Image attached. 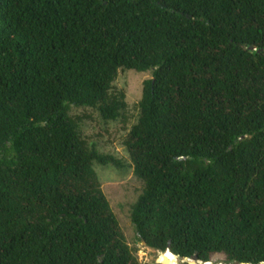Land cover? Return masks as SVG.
Masks as SVG:
<instances>
[{
	"label": "trees",
	"instance_id": "16d2710c",
	"mask_svg": "<svg viewBox=\"0 0 264 264\" xmlns=\"http://www.w3.org/2000/svg\"><path fill=\"white\" fill-rule=\"evenodd\" d=\"M121 71L153 73L124 142L138 237L264 264V0H0V264H140L94 170L127 165L71 116L122 120Z\"/></svg>",
	"mask_w": 264,
	"mask_h": 264
},
{
	"label": "rangeland",
	"instance_id": "374dc122",
	"mask_svg": "<svg viewBox=\"0 0 264 264\" xmlns=\"http://www.w3.org/2000/svg\"><path fill=\"white\" fill-rule=\"evenodd\" d=\"M153 79V73H138L135 71H121L114 85L116 92L126 95L127 111L124 118L118 122L105 123L99 113L92 109L72 108L71 116L87 115L90 119L83 126L82 134L98 150L123 160L127 167L117 171L111 167L94 166L103 191L117 216L127 242L140 264H189L179 258L161 255L158 251L145 245L136 233L131 220L132 207L144 190V183L134 173L129 154L125 147V140L138 123L140 117L139 103L143 97L144 83Z\"/></svg>",
	"mask_w": 264,
	"mask_h": 264
},
{
	"label": "water",
	"instance_id": "95a60500",
	"mask_svg": "<svg viewBox=\"0 0 264 264\" xmlns=\"http://www.w3.org/2000/svg\"><path fill=\"white\" fill-rule=\"evenodd\" d=\"M145 245H147V243L146 242H143ZM171 253V252H170ZM161 255L162 254H164V253H160ZM175 256V255H174ZM179 258V257H178ZM180 259V258H179ZM185 260H189V259H185ZM190 260H193L196 264H205V263H202V262H200L199 261V259H198V257H193L192 259H190ZM242 264H244V263H242Z\"/></svg>",
	"mask_w": 264,
	"mask_h": 264
},
{
	"label": "bare ground",
	"instance_id": "6f19581e",
	"mask_svg": "<svg viewBox=\"0 0 264 264\" xmlns=\"http://www.w3.org/2000/svg\"><path fill=\"white\" fill-rule=\"evenodd\" d=\"M184 261H186L187 263H189V264H196L193 260H184ZM209 264H213V263H209Z\"/></svg>",
	"mask_w": 264,
	"mask_h": 264
}]
</instances>
